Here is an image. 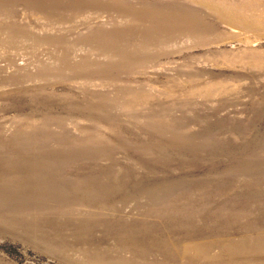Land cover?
<instances>
[{
	"label": "rangeland",
	"instance_id": "1",
	"mask_svg": "<svg viewBox=\"0 0 264 264\" xmlns=\"http://www.w3.org/2000/svg\"><path fill=\"white\" fill-rule=\"evenodd\" d=\"M0 264H264V0H0Z\"/></svg>",
	"mask_w": 264,
	"mask_h": 264
},
{
	"label": "bare ground",
	"instance_id": "2",
	"mask_svg": "<svg viewBox=\"0 0 264 264\" xmlns=\"http://www.w3.org/2000/svg\"><path fill=\"white\" fill-rule=\"evenodd\" d=\"M211 10H212V11H217V9H216L213 5H212ZM221 10H222V8L220 7V8H219V11H221ZM218 15H220V13H219ZM221 17H222L225 21H230V22H231V21H232V22L234 21L233 18L230 17V15H229V16H228V15H226V16L223 15V16H221Z\"/></svg>",
	"mask_w": 264,
	"mask_h": 264
}]
</instances>
